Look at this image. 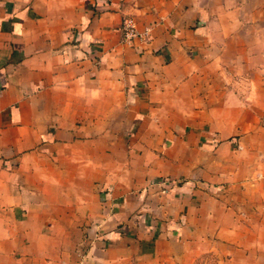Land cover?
Masks as SVG:
<instances>
[{
    "label": "crops",
    "instance_id": "1",
    "mask_svg": "<svg viewBox=\"0 0 264 264\" xmlns=\"http://www.w3.org/2000/svg\"><path fill=\"white\" fill-rule=\"evenodd\" d=\"M258 16L264 0H0V264H179L188 196L164 195L173 215L143 208L161 169L143 158L136 173L85 187L80 163L63 180L66 161L95 159L98 145L113 160L123 145L125 160L149 144L160 163L174 140L161 128L218 144L248 128L253 144L264 88L245 42L264 28ZM125 18L151 38L122 44ZM259 196L264 205V187Z\"/></svg>",
    "mask_w": 264,
    "mask_h": 264
},
{
    "label": "rangeland",
    "instance_id": "2",
    "mask_svg": "<svg viewBox=\"0 0 264 264\" xmlns=\"http://www.w3.org/2000/svg\"><path fill=\"white\" fill-rule=\"evenodd\" d=\"M260 18V23H264V16H258ZM144 31L139 30L141 33ZM119 33L122 35V44L134 46L136 41L141 40L137 38L131 43H125L122 26L119 27ZM150 38L149 33L142 40L147 41ZM245 44L248 47L246 50L251 51V56L257 63L255 72L259 75V87L264 88V28L256 32L250 45L248 42ZM261 93L264 95V91ZM209 123L213 124L212 117H209ZM161 130L162 134H167L174 140L162 145L165 151L161 155L160 163L156 157L160 152L153 150L149 144L143 145L145 147L133 145L137 151L125 160L121 154L123 145H117L116 151L120 153L115 154L114 160L104 156L105 145H98L95 159L85 155L86 157L79 158L77 162L66 161L63 180L66 183L73 181L77 173L75 163L81 164V184L86 187L88 180L97 179L99 175L102 177L105 171L126 176L134 173V170L136 173L141 159L146 158V168L156 172L161 169L163 175L156 174L145 182L143 189L148 195L143 208L152 207V211L157 212L158 208L166 207L168 213L173 215L179 204H165L164 195L169 192L178 198L181 195L188 196L181 212H189V226L182 231L189 243L186 255L178 260L179 264H264V205L259 196L261 188L264 187V157L255 153L263 150L264 144L261 141L264 135H255L251 145L248 137L250 131L247 128L242 133L244 138L241 141L232 138L218 144L216 140L195 141L189 127L182 132L181 138H174L168 128ZM203 164L207 165V171L203 172ZM51 199L57 200L56 192L51 191ZM73 206L70 194L66 193V207L62 211L65 214L67 232L71 233L74 231V224L71 222L77 213ZM195 206L200 208L199 212ZM61 214V209L59 213L56 208L51 209V215ZM165 227L168 225L162 226Z\"/></svg>",
    "mask_w": 264,
    "mask_h": 264
},
{
    "label": "built area",
    "instance_id": "3",
    "mask_svg": "<svg viewBox=\"0 0 264 264\" xmlns=\"http://www.w3.org/2000/svg\"><path fill=\"white\" fill-rule=\"evenodd\" d=\"M122 33H123V41L125 43H131L135 39H143L149 36V30L145 29L144 33L139 32L137 25L134 23L132 19L125 18L122 22Z\"/></svg>",
    "mask_w": 264,
    "mask_h": 264
}]
</instances>
